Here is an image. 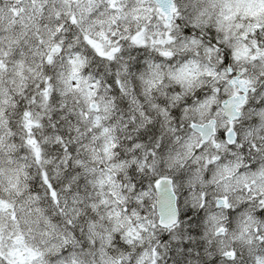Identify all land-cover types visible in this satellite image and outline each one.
<instances>
[{"label": "snow or ice", "instance_id": "1", "mask_svg": "<svg viewBox=\"0 0 264 264\" xmlns=\"http://www.w3.org/2000/svg\"><path fill=\"white\" fill-rule=\"evenodd\" d=\"M0 264H264V0H0Z\"/></svg>", "mask_w": 264, "mask_h": 264}]
</instances>
